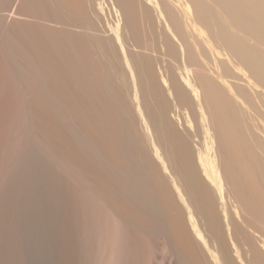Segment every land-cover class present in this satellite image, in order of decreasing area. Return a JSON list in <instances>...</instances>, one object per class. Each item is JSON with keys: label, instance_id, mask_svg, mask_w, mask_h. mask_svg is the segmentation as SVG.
<instances>
[{"label": "bare ground", "instance_id": "bare-ground-1", "mask_svg": "<svg viewBox=\"0 0 264 264\" xmlns=\"http://www.w3.org/2000/svg\"><path fill=\"white\" fill-rule=\"evenodd\" d=\"M6 1L0 264H264L262 0Z\"/></svg>", "mask_w": 264, "mask_h": 264}, {"label": "rangeland", "instance_id": "rangeland-1", "mask_svg": "<svg viewBox=\"0 0 264 264\" xmlns=\"http://www.w3.org/2000/svg\"><path fill=\"white\" fill-rule=\"evenodd\" d=\"M96 1H97V0H96ZM108 1H109V0H106L107 3H108ZM173 1H175V0H173ZM8 2H9L10 4H9ZM109 2H110V1H109ZM11 3H12V4L15 3V4L12 6ZM7 4H8V6H7ZM17 5H18V4H17V2H15V0H8V1H6V7H9V6H10L9 8H10V9L12 8L13 10H12V9L10 10L9 8H6L5 13L8 14V16H9L10 13H11V15L9 16V20H11V19L13 20V24H14V25L16 24V25H15V26H16L15 28L19 27L20 24H22V25L25 27V26L28 25L26 22H23V23H22V20H21V21H18L19 18L14 20L15 17L12 16V15H14V12L17 10L16 8L19 7V6H17ZM14 6H15V7H14ZM16 6H17V7H16ZM8 9H9V11H7ZM18 9H19V8H18ZM14 10H15V11H14ZM108 10H109V15L107 14L106 16H109V17H107V18H109L110 21H113V20L115 19V17L117 18V16L114 15V14H116V13H114L115 11H111V8L108 9ZM113 10H114V9H113ZM17 11H18V10H17ZM8 12H9V13H8ZM107 13H108V12H107ZM14 16H15V15H14ZM113 16H114V18H113ZM12 17H13V18H12ZM14 21H15V22H14ZM16 22H17V23H16ZM11 23H12V21H11ZM14 25H13V27H14ZM13 27H12L13 30H15V31H17V32H20V31H21V33L24 34L20 28L14 29ZM15 31H14V32H15ZM17 32H16V35H19L20 33L18 34ZM147 33H148V31L146 32V34H147ZM22 34H20V35H22ZM20 35H19V36H20ZM148 36H149V34H148ZM0 50H1V49H0ZM158 50H160V48H159ZM157 52L160 53L159 51H156L155 53H157ZM0 53H1V55H3V54H2V51H0ZM1 58H2L3 60H2ZM1 58H0V67H1L0 71H2L3 73L1 72L2 75H1V73H0V76H1V77H0V81H1V83H0V88H1V86H2L4 83H5V84H6V83L8 84V82H9V81L7 82V81H6V77L3 76V75H5L4 73L7 71V70H6L7 68H5V66L7 65V60H4L5 58H3V56H1ZM165 58L167 59V57H164V59H165ZM5 61H6V62H5ZM163 61H165V63H166V60H163V59H162V63H163ZM2 63H3V64L5 63V64L3 65ZM2 65H3V66H2ZM2 67H3V70H4V71L6 70L5 72L2 70ZM4 68H5V69H4ZM2 77H3L4 79H3ZM2 80H3V83H2ZM8 85H10V84H8ZM1 94H2V92H1V89H0V104H2V103L4 102L3 100H5V99H1ZM2 98H3V95H2ZM2 101H3V102H2ZM2 105H3V104H2ZM2 105H1L0 108H3ZM1 111H2V110L0 109V113H1Z\"/></svg>", "mask_w": 264, "mask_h": 264}, {"label": "snow or ice", "instance_id": "snow-or-ice-1", "mask_svg": "<svg viewBox=\"0 0 264 264\" xmlns=\"http://www.w3.org/2000/svg\"><path fill=\"white\" fill-rule=\"evenodd\" d=\"M262 3H264V0H262Z\"/></svg>", "mask_w": 264, "mask_h": 264}]
</instances>
